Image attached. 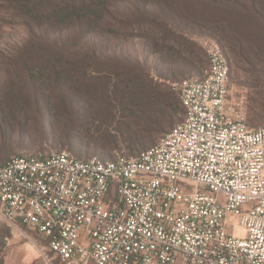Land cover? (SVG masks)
Here are the masks:
<instances>
[{"label": "built area", "instance_id": "1", "mask_svg": "<svg viewBox=\"0 0 264 264\" xmlns=\"http://www.w3.org/2000/svg\"><path fill=\"white\" fill-rule=\"evenodd\" d=\"M200 45L204 75L170 84L184 118L154 146L0 164V217L40 235L47 264H264V126L248 127L219 45Z\"/></svg>", "mask_w": 264, "mask_h": 264}, {"label": "trees", "instance_id": "2", "mask_svg": "<svg viewBox=\"0 0 264 264\" xmlns=\"http://www.w3.org/2000/svg\"><path fill=\"white\" fill-rule=\"evenodd\" d=\"M18 2L22 6L18 16L28 30V40L22 47L46 69L35 73L59 90V98L70 111L68 121L91 126L101 122L96 114L105 112L110 124L119 112L130 128L123 139L130 157L154 146L159 135L163 137L184 118L177 92L161 82L172 79L170 74L175 73L177 64L194 67L195 56L187 47L179 50V40L191 44L190 38L199 36L215 41L227 60L230 81L248 90L247 123L264 118V0ZM122 28L137 33L134 37L141 46V58L128 53L130 38L120 33ZM200 54L206 56L202 51ZM106 66L120 70L117 79L109 78L116 74L110 70H92ZM33 73L24 70L23 84L45 89ZM241 77L244 82L239 81ZM90 83L103 86L96 88ZM93 98L105 107L93 109L86 104L79 111L73 109L75 101L87 103ZM139 122L146 124V130L133 129ZM64 138L71 146L69 142L74 138ZM101 139L90 155L112 157L111 153L118 150L117 137L107 135ZM9 146L10 141H0V154ZM71 147V153L81 156ZM27 154L41 153L22 155Z\"/></svg>", "mask_w": 264, "mask_h": 264}, {"label": "rangeland", "instance_id": "3", "mask_svg": "<svg viewBox=\"0 0 264 264\" xmlns=\"http://www.w3.org/2000/svg\"><path fill=\"white\" fill-rule=\"evenodd\" d=\"M20 7L22 6H20L18 0H0V141L11 142V146L2 150L0 157L4 156V159H0V163L11 157L26 153L48 155L59 151H66L75 158L87 160L93 157L90 153L95 144L103 141L101 138L107 137V135L117 137L118 150L113 151L110 158L99 156H95V158L101 161H108L113 160L117 155L130 157L127 154V146L123 144V139L128 136L130 128L126 124L127 121L121 118L119 112H116V118L121 120L115 118L110 124H108V116L103 114L105 112H100L101 115L96 114L95 117L101 122L91 126L81 123L74 124L68 121V113L70 111L67 109V104L59 98V90L53 87L52 83L45 81L44 77L35 73L46 69L42 67L40 62H35L31 54L26 53L22 47L28 40V30L23 18L18 16V13L21 12L19 10ZM141 27L145 28L148 26L141 25ZM120 33L130 38V40L127 39L126 44L128 53L141 58V46L138 45L134 37L137 33L124 28L121 29ZM203 39L204 37L194 36L190 38L191 44L187 41L179 40L180 45L176 47L179 50L187 47L195 56L194 67L177 64L175 73L170 74L172 79L161 81L163 84L170 85L186 78L203 77L207 68L206 56L202 58L200 54L201 51L204 52L200 45ZM183 58L186 59L184 56ZM27 68L34 72L32 77L40 78L42 83L40 82L39 85L46 87L45 89L42 90L36 86L29 87L23 84L21 78L24 77L23 72ZM116 68L106 66L96 67L92 70H110L115 72L116 74L109 75L111 80H115L120 75V70ZM244 80L243 77L239 78L241 82H244ZM232 83L245 90V105L247 106V88L238 83ZM89 85L96 86V88L103 86L100 83H90ZM95 99L98 98L88 99L87 103L84 100H77L75 101L76 105H73V109H78L79 111L86 104L94 106L93 109L105 107L100 105V101ZM107 125L109 126L108 128H106ZM247 125L251 129L262 127L264 126V118L254 119ZM146 127L143 122L133 125V129H137V131L146 130ZM151 132L154 133L155 131ZM65 135L74 138L69 144L76 151L79 150L81 156H76L70 152L71 146L65 140ZM161 137L160 135L158 136L154 145ZM26 234L33 241H28L19 233L11 230L0 217V264H47L44 255L45 257H51V254L47 250L42 249L45 241L37 233L26 231ZM33 244L37 245L39 250ZM53 264H58V262L54 260Z\"/></svg>", "mask_w": 264, "mask_h": 264}]
</instances>
